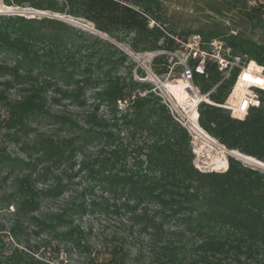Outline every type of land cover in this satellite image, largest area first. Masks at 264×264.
<instances>
[{
	"label": "trees",
	"instance_id": "1",
	"mask_svg": "<svg viewBox=\"0 0 264 264\" xmlns=\"http://www.w3.org/2000/svg\"><path fill=\"white\" fill-rule=\"evenodd\" d=\"M3 1L84 18L107 36L0 13V264H55L62 246L84 264H264V169L229 155L225 171L199 170L189 128L135 59L156 52L153 73L168 75L165 51L202 31L165 27L160 0ZM246 15L264 25L261 8ZM222 35L234 56L264 66V43L209 33ZM199 62L187 65L209 99L199 125L264 162V90L235 118L221 105L240 68L225 77L216 61L203 73ZM108 220L120 227L96 228Z\"/></svg>",
	"mask_w": 264,
	"mask_h": 264
},
{
	"label": "rangeland",
	"instance_id": "2",
	"mask_svg": "<svg viewBox=\"0 0 264 264\" xmlns=\"http://www.w3.org/2000/svg\"><path fill=\"white\" fill-rule=\"evenodd\" d=\"M163 8V17L164 26L166 27L169 23H174L178 32L184 31L191 33L192 31H202L201 34H190L187 40L180 38L177 40L179 43L178 48L175 51H165L169 57V63L171 64L170 74L162 75L160 77L156 76L152 69L151 64L154 56L158 53L156 52H146L139 55L138 62L143 66L147 72L149 79L155 80L157 83L160 81L163 84H178L180 81L187 82L190 85L191 92L195 91V95L199 103L205 100L203 97L206 94L201 93L198 86H196L192 80H187L184 77V74L180 71L178 67L179 64L185 66L188 65L189 59L194 58V52L201 51H221V55H225L227 59L233 62V65L226 72L225 77L229 76L236 68L241 66H247L253 60H248L246 56H234L232 50L227 47L225 41H223V35L220 37H215L210 39L209 33L218 32V33H239L245 37L252 38L258 42L264 43V25L255 27L249 18L246 15L253 7L261 8L264 11V0H249L247 7L239 3L237 5L232 4V0H160ZM0 13H13L21 14L26 17H62L60 19L67 20L77 26L93 31L90 28H95L94 24L84 18H77L68 14L54 13L51 11H42L34 7L29 6L28 3L25 6H8L4 3L3 0H0ZM150 25L154 24V21H150ZM95 32V31H94ZM186 41V42H185ZM197 58H199V55ZM207 58H210L208 55ZM206 58V59H207ZM205 58H202L204 60ZM206 62V61H205ZM202 61V65L205 64ZM260 64L256 61H253L250 65L249 72L246 74V77H251L254 82L261 83L262 76L255 73L254 71H259ZM158 85V83H157ZM160 88L165 100L169 103L172 112L176 117H178L190 130L192 134V144L193 151L195 153L194 165L201 171H218L222 172L224 170H216L213 168L212 163L216 158L222 156L221 150L215 147L214 150H210L208 146H204L207 141L204 137L199 136L190 122H186V117H189L193 113V108L189 105L178 101L176 97L171 94L169 91L164 90L163 87ZM188 90V89H187ZM10 97H15V91H10ZM208 99V97H207ZM1 108V107H0ZM198 108V106H197ZM2 109V108H1ZM192 111V112H191ZM192 122V121H191ZM218 141V140H217ZM220 143V142H219ZM12 150H16L17 146L12 144ZM196 149H199V152H196ZM230 155L229 151L225 150V156L228 159ZM238 159L243 160L248 165L255 167L263 168L256 164L254 161L242 159L236 155H233ZM200 170V169H199ZM1 191V189H0ZM3 215V213H0ZM103 226V229L106 233H109L112 230H117L120 225L117 222L112 220L108 221H98L96 228ZM55 264H84L85 258L80 251L71 246H62L59 256H55Z\"/></svg>",
	"mask_w": 264,
	"mask_h": 264
},
{
	"label": "built area",
	"instance_id": "3",
	"mask_svg": "<svg viewBox=\"0 0 264 264\" xmlns=\"http://www.w3.org/2000/svg\"><path fill=\"white\" fill-rule=\"evenodd\" d=\"M198 54L199 52H194V58H197ZM199 55L200 62L196 67V71L200 73L204 72V65H202V61H206L207 55L210 57V59L218 63L219 69L221 71H225L227 69L226 72H228L231 65H233V62L227 59L225 55H221V51H218L217 53L216 51H201ZM202 58L205 59L202 60ZM252 62L253 61H251L247 66L245 65L240 67V71L232 91L225 103L221 105L222 107L230 110L233 117L241 120L246 118L251 108L260 106V96L258 89L264 90V66L259 65V71H254L255 73L262 76L263 79L261 80V83L248 80L246 77ZM183 74L187 80H192L191 70L187 66L185 67ZM203 98L209 101V99H207V95H204ZM199 169L202 170L201 168Z\"/></svg>",
	"mask_w": 264,
	"mask_h": 264
},
{
	"label": "bare ground",
	"instance_id": "4",
	"mask_svg": "<svg viewBox=\"0 0 264 264\" xmlns=\"http://www.w3.org/2000/svg\"><path fill=\"white\" fill-rule=\"evenodd\" d=\"M248 80H252V78L249 77ZM165 88L167 89V91H169L171 94H173L178 101H181L182 103H185V104L189 105L191 108H193V109H191V110H193V113L191 115H189L190 121H192V123H193V125L191 124L192 128L194 129L193 131H195L199 136L204 137L207 141V143L202 147L208 146L210 148V150H214L215 147H217L219 150H221L222 156L220 158H216L213 161V163H212L213 168L216 170H224V171L226 169H228V164H229L228 162L229 161H228L227 157L225 156V150L226 149L223 147V145L221 143H219V141H217V139H215L213 136L208 134L201 126H199V123H198L199 112H198L197 106H198L200 100H198L197 95H195V91L193 93V91L191 92V89H190V93H189L188 91H189L190 85L184 81H180L178 84H166ZM196 152H199V149H196ZM235 152L238 153L237 150H235ZM244 155H245V157L247 156L248 160L257 161L259 163L264 164V162L254 158L252 156H248L246 154H243V156Z\"/></svg>",
	"mask_w": 264,
	"mask_h": 264
},
{
	"label": "water",
	"instance_id": "5",
	"mask_svg": "<svg viewBox=\"0 0 264 264\" xmlns=\"http://www.w3.org/2000/svg\"><path fill=\"white\" fill-rule=\"evenodd\" d=\"M56 17H57V18H62V17H58V16H56ZM90 29H92L93 31H95V32L98 33V34H101V35L107 36L106 34L102 33L101 31L97 30L96 28H90ZM135 59L138 60L137 57H135ZM153 81H155V80H153ZM157 83H158V85H159L160 87H163L164 90L167 91V89L165 88V84L161 83L160 81H158ZM186 122H188V123L190 122V124L193 125V123L190 121V119H189L188 117H186ZM199 126H200V125H199ZM223 147H224L227 151H229L230 155H232V156H233V155H236V156H238V157H240V158H242V159L248 160V159H247V156H246V157H245V155L243 156V154H242L241 152L238 151V153H236L235 150H229V149H228L226 146H224V145H223ZM240 153H241V154H240ZM250 161H252V160H250ZM254 162H255L256 164H258V165L264 167V164H263V163H259V162H257V161H254Z\"/></svg>",
	"mask_w": 264,
	"mask_h": 264
}]
</instances>
